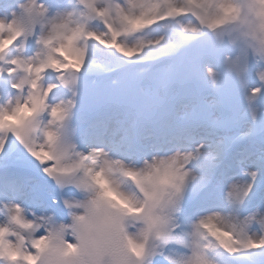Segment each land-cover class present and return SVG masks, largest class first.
Listing matches in <instances>:
<instances>
[{"label":"snow or ice","instance_id":"snow-or-ice-1","mask_svg":"<svg viewBox=\"0 0 264 264\" xmlns=\"http://www.w3.org/2000/svg\"><path fill=\"white\" fill-rule=\"evenodd\" d=\"M0 264H264V0H0Z\"/></svg>","mask_w":264,"mask_h":264},{"label":"rangeland","instance_id":"rangeland-1","mask_svg":"<svg viewBox=\"0 0 264 264\" xmlns=\"http://www.w3.org/2000/svg\"><path fill=\"white\" fill-rule=\"evenodd\" d=\"M113 54L114 53H112V54L106 53L103 57H99V54H98V58L100 59L102 65H103V69H101V70H106L107 68H109V66L112 64V62L115 63L114 61L111 60L113 58L112 57ZM114 56L116 59L124 61L123 58L117 56L116 54ZM124 78L125 77H123L120 80H116L117 82L115 84H113L112 82L109 84H106L105 82H103L101 80L99 86L95 89L96 94L101 96V97H105V98L108 96L116 94L118 92V90L121 88V86H122L121 82Z\"/></svg>","mask_w":264,"mask_h":264}]
</instances>
